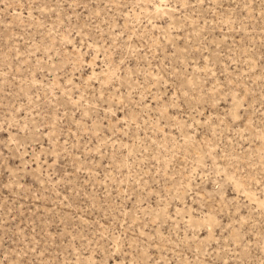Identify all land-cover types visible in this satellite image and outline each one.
<instances>
[{"label": "rangeland", "instance_id": "374dc122", "mask_svg": "<svg viewBox=\"0 0 264 264\" xmlns=\"http://www.w3.org/2000/svg\"><path fill=\"white\" fill-rule=\"evenodd\" d=\"M0 264H264V0H0Z\"/></svg>", "mask_w": 264, "mask_h": 264}]
</instances>
